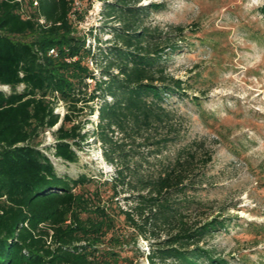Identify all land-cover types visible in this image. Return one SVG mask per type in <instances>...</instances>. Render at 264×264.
<instances>
[{"label":"trees","instance_id":"1","mask_svg":"<svg viewBox=\"0 0 264 264\" xmlns=\"http://www.w3.org/2000/svg\"><path fill=\"white\" fill-rule=\"evenodd\" d=\"M80 1L0 0V264H224L200 243L225 220L190 222L202 204L183 197L212 155L197 140L172 151L184 137L171 99L186 87L167 64L178 42L142 26L164 4L99 0L113 41L95 35L92 48ZM50 129L55 158L78 162L93 138L114 174L60 173L41 147Z\"/></svg>","mask_w":264,"mask_h":264},{"label":"rangeland","instance_id":"2","mask_svg":"<svg viewBox=\"0 0 264 264\" xmlns=\"http://www.w3.org/2000/svg\"><path fill=\"white\" fill-rule=\"evenodd\" d=\"M80 2L84 19L78 30L88 33L87 45L97 46L95 35L108 45L113 33L112 25L103 23V2ZM149 3L164 5L144 15L142 26L158 28L163 38L173 35L179 47L167 58L168 72L186 87L185 94L171 99L184 121L183 140L172 151L197 140L204 146L199 155L206 150L212 155L200 188L183 196L202 204L188 219L225 220L223 229L200 243L218 252L224 264H264V0H141L139 5ZM91 66L100 73L96 63ZM57 111L63 115L65 107ZM90 118L94 122L86 130L93 129L97 114ZM54 142L53 129L47 130L41 147L60 173L114 174L95 139L84 144L76 163L55 158ZM139 245L149 252L148 241L140 239ZM135 264L150 263L140 257Z\"/></svg>","mask_w":264,"mask_h":264},{"label":"built area","instance_id":"3","mask_svg":"<svg viewBox=\"0 0 264 264\" xmlns=\"http://www.w3.org/2000/svg\"><path fill=\"white\" fill-rule=\"evenodd\" d=\"M78 4H79V3L77 2V7H78ZM53 52H54V50H51V53H53Z\"/></svg>","mask_w":264,"mask_h":264}]
</instances>
